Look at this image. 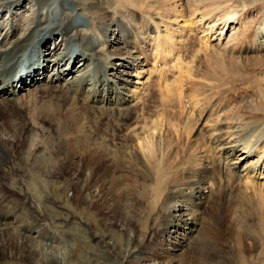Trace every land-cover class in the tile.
I'll use <instances>...</instances> for the list:
<instances>
[{
	"label": "bare ground",
	"instance_id": "obj_1",
	"mask_svg": "<svg viewBox=\"0 0 264 264\" xmlns=\"http://www.w3.org/2000/svg\"><path fill=\"white\" fill-rule=\"evenodd\" d=\"M25 1L0 0V12ZM124 1L109 11L99 2L28 0L32 15L14 37L13 14L7 18L9 31L0 38V261L87 263L76 249L57 247L77 241L48 228L46 188L51 204H68L88 218L95 243L114 264H173L162 260L177 247L187 248L181 264H264V247L232 237L227 224L220 233L214 224L223 217L207 211L213 206L224 215V204L245 187L248 206L264 202V51L254 54L257 45L264 49V5L216 0L225 9L214 18L220 4L213 1L192 7L190 16L182 0ZM252 9L259 13L247 25L252 32L238 41L239 29L220 48L224 32L242 27ZM97 12L100 22L92 17ZM194 37L222 53L203 47L206 64L184 66ZM49 63L54 71L42 78L38 65L45 72ZM76 63L78 75L67 79ZM176 70L170 100L181 97L185 79L188 98L198 82L209 94L202 101L194 94L191 110L177 116L151 110L155 80ZM174 120L182 122L167 126Z\"/></svg>",
	"mask_w": 264,
	"mask_h": 264
},
{
	"label": "rangeland",
	"instance_id": "obj_2",
	"mask_svg": "<svg viewBox=\"0 0 264 264\" xmlns=\"http://www.w3.org/2000/svg\"><path fill=\"white\" fill-rule=\"evenodd\" d=\"M57 1L60 2V0H57ZM81 1H83V3H86V4L87 3H91V2H99L100 3V8H102V9L105 8L106 10L112 11L114 9V7H115L114 3L117 0H113L110 3H105V0H81ZM197 1L199 2V5L194 6V3L198 4ZM201 1L202 0H182L181 2H184L186 4L185 5L183 3V7L184 8H182V9H184L185 12L187 13V15L190 16V14L193 13L194 10H197V9L199 10L200 8H202V5H203L204 2L205 3L206 2L210 3V1L211 2L213 1V2H215V3H213V5H215L217 3L216 0H204L202 2ZM243 1H244V4L247 5V8L248 7L251 8L253 6H257L258 8L259 7L261 8L264 5V0H243ZM69 2L70 1H68V3L65 2L66 3L65 6L66 7L69 6L70 9L74 8L73 6H71V2L70 3ZM218 3L220 4V8L216 12H214V15H213L214 18L221 17V15L223 14V11H224L223 10V8H224L223 6L224 5H222V3L220 1H218ZM235 4L237 5V3H235ZM239 5H241V4H239ZM192 7H194L193 11L190 10ZM195 7H196V9H195ZM240 7L238 6V9H240ZM131 8H133V7L131 6ZM220 9H222V10H220ZM32 10H33V4L29 3L28 0H26L25 2L20 3V7H17L15 9L10 8V9L2 10V12H0V24H2V26H4V28H2L0 30V38L3 35H5V33L7 32L8 28H9L8 25L5 27L6 21H8V20H10V24L12 23L15 26V31H14V33H13V35L11 37H14L16 35L20 36L21 34H24V29L23 28H24V25L26 24L25 23L26 20H28L31 17ZM68 11H69V9H68ZM255 11H256L255 9H252L251 12H249L246 15H244V22L245 23L242 25L243 28L242 27L238 28V25L235 24V25L230 26L226 30V32H224L225 35H223L222 39L219 42L220 44H218L220 46V48H223V46L225 44L227 46V42L230 41L228 39H231L233 36L236 38L237 35H238L237 32H238L239 29H241L242 31H245L248 27L251 28L252 27L251 25L256 23V22H254L255 21L254 18H256V16L259 15V13L257 14V11L256 12ZM75 12H76V14L79 13L80 16L81 15H84V16L87 15L85 13V11L78 10V8L76 9ZM185 12H183V13H185ZM10 13L13 14L12 19H8L7 20V18H8ZM186 13H185V15H186ZM79 15H77L75 18L78 19V22H81V23L84 24L86 22V20L84 18L80 17ZM100 15H101L100 12L93 13L92 17L96 18L100 22L101 21L100 20L101 19ZM108 15L111 16L112 12H111V14L108 13ZM250 20H253V21L251 22ZM244 25H245L246 29H245ZM247 25H248V27H247ZM232 27H233V29H231ZM79 28L84 29V28H86V25H83V26H81ZM234 29L235 30L237 29L236 32H235ZM249 29L246 30L247 33H246V31L245 32L241 31L239 33V35L237 37V38H239L238 41L240 40V38H243V36L249 35L252 32ZM226 34H229L230 37L228 35H226ZM240 34H242L243 36H241ZM54 35H53V37H54ZM197 35H199V34H197ZM59 38L57 36L55 39L49 40L47 42L48 46L53 47L54 46V42H58ZM193 39H192V42L190 44V46L192 47L191 51L188 52L187 55L184 54L182 56V62L184 64V66H186V67H187V65L189 66V64L190 65L193 64L195 66L191 65L192 66L191 68L195 69L194 67H196L199 64H201V61L203 63V64H201V67H203L204 64H206V62H207V61L204 62L205 57L208 58L210 53H215V52H221L222 53V50H220L219 47L217 48V46H209V47L207 46V47H205V45L203 43H201L198 38L194 37ZM216 42H217V40H214V41L211 42V44H214ZM197 43L200 44L201 47H196L198 45ZM47 44H46V46H47ZM203 47H205V49L207 48L208 51H212V52L209 53L207 50L201 49ZM256 48L260 51V53H254V54H263L262 52L264 51V49L260 48L259 45H257ZM194 49H196V50L201 49L199 54H202V55L200 56L199 54H197L196 50H194ZM202 51H205V53L204 52L202 53ZM192 52H194V53H192ZM195 55L197 57H195ZM207 58H206V60H207ZM187 61H188V63H187ZM78 66L79 65H76V68L74 69L73 74L69 75L67 77V79H70L71 76H76L79 73V71L76 70L78 68ZM52 71L53 70L49 69V71L46 72V75H51ZM177 79H178V71L176 70L172 74H166V75L162 76L161 78L155 80V83H154L155 85L154 84L152 85L153 86V87H151L152 90L151 89L149 90V94L148 95L151 96L154 99H157L156 100L157 104L155 106H151V108H150L151 110L156 111V112H158L160 114L161 113H171L174 116L180 115L182 111H183L182 113H185V111L189 112L188 111V108H189L188 107V103H189L190 100H193L192 96L195 94V92L191 95V97H189V98L187 97L188 96V91H190V88H191V86H190L191 84L190 83L189 84H185L186 79L184 80L182 92H180V96L182 98L176 96L175 100H173V101L170 100L172 98H171V94H170L171 91H169V90H173V86L175 84H177V81H178ZM64 83H65V81H64ZM200 84H202V85H200ZM35 85L24 87V89L20 90L19 94L16 95V96H22V95L25 96V94L28 93L27 91L31 90L30 88H32V90L34 89ZM197 85H198V89L196 88L197 92L194 95V97L195 98L198 97L196 99H199L200 101H202L203 98H204V95H206V94L208 95L209 94L208 90H210V88L208 89V88L205 87L206 83L203 84V83L198 82ZM153 89H154V91H153ZM199 89H200V92H198ZM245 96L247 97V95H245ZM149 104L151 105V103H149ZM204 105H205V102H203L202 104L198 105V107H197L198 111H201L203 109ZM170 109H172V110H170ZM148 112H149V110H148ZM160 114H159V116H161ZM151 115H153V114H151ZM180 122H182V121H180ZM180 122L178 123L177 120H174V121L170 122L169 124L168 123H166V124H167V126L170 127V126L180 125ZM172 124H175V125H172ZM86 156H87V154H83L82 163L86 162V161H84V160H86V158H85ZM100 168H102V165L100 166ZM43 188H44V186H43ZM36 191L39 194L41 193L40 189H38V188H37ZM250 191H251V189L249 187H245V191L243 193H240L237 196L234 194V196L230 199V201H228L227 203L224 204V207H225V213H223L224 215H221L222 214L220 212L221 210H219L218 208L214 209L213 206H210L207 209V211L212 213V214L214 213L215 216L217 215L219 217V215H220L221 218L223 217L222 218V222H224V223L222 225H219L217 220H216L217 224H214V228H217L220 233H222V230L226 229V224H227L229 226L230 234H231L232 237H234L236 239H239V240H242L246 245L250 244L251 241H252V242H256V243L260 244L262 247H264V231L262 230V229H264V202H259L257 204V209L254 206H248L246 204V201L243 199V195L245 193L250 192ZM39 194H37V195H39ZM42 194H43L42 196L46 197V199H45L46 201H45L44 205L42 206V208L44 210V214H45L44 216H46L47 218L49 217L48 219H50V223H51L48 228L52 229L54 232L56 230H58V231H56V234H57V232H59V233L62 232L63 233V231H66L64 233L65 236L67 234H69L68 237L70 235L74 236V239L77 241L76 244H78L77 247H76V244H74V243H71V244L69 243L68 244V242L66 241L67 243H64V246L62 245L63 244L62 243L61 245H59L57 247L60 248L62 246L61 248H64V249H73V248L76 249L77 253H81L82 254V258H86L88 260V261H86L85 259L84 260H80V263H85L84 261H86L88 264H114L115 261L112 258H110V256L108 257L107 254L103 253L101 251L100 247L95 243V240L96 241L99 240V237H97L96 232L94 230H92V228H91V226L89 225V222H88L89 220H88V218L85 215L80 213V211L75 209L73 206L71 207L70 205L65 204V203H64L63 207H58V206H55V205L51 204V202L54 201V199H53V196L49 193V190H46V188H44V192H42ZM83 222L86 225L83 224ZM58 227H59V229H58ZM90 230H91V232H90ZM181 231H184V230L181 229ZM217 237H220V236H217ZM190 241L192 243V240H190ZM190 241H188V243H190ZM162 242H165V239ZM79 245H80V247H79ZM167 246H170V245L168 244ZM167 246L165 245V248ZM168 248H170V247H168ZM257 251L260 252L259 250H257ZM186 253H187V248L186 247H177V249H173L172 251L168 252L166 254V256L164 257V259L162 258L163 260L162 259H159V260H162L163 262H166V261L173 262V264H181L179 259L183 258L186 255ZM259 256H260V258H262L264 260V251H261L259 253ZM0 264H5V262L4 261H0Z\"/></svg>",
	"mask_w": 264,
	"mask_h": 264
}]
</instances>
